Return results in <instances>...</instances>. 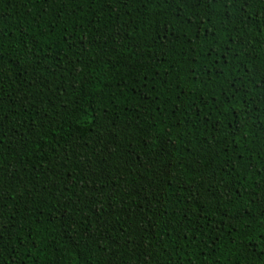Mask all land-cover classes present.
I'll return each instance as SVG.
<instances>
[{
  "label": "trees",
  "instance_id": "1",
  "mask_svg": "<svg viewBox=\"0 0 264 264\" xmlns=\"http://www.w3.org/2000/svg\"><path fill=\"white\" fill-rule=\"evenodd\" d=\"M0 264H264V0H0Z\"/></svg>",
  "mask_w": 264,
  "mask_h": 264
}]
</instances>
